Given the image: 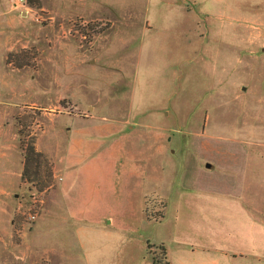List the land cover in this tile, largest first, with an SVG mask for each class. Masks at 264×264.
<instances>
[{
  "label": "rangeland",
  "instance_id": "1",
  "mask_svg": "<svg viewBox=\"0 0 264 264\" xmlns=\"http://www.w3.org/2000/svg\"><path fill=\"white\" fill-rule=\"evenodd\" d=\"M37 1L0 0V264H264V0ZM90 119L112 179L64 191Z\"/></svg>",
  "mask_w": 264,
  "mask_h": 264
},
{
  "label": "crops",
  "instance_id": "2",
  "mask_svg": "<svg viewBox=\"0 0 264 264\" xmlns=\"http://www.w3.org/2000/svg\"><path fill=\"white\" fill-rule=\"evenodd\" d=\"M150 12L152 13V9L156 8V10L163 12L162 6L166 4H169V2L165 0H159L158 3L152 2L153 0H149ZM158 7V8H157ZM157 13L156 15H158ZM155 15V13H152ZM153 25V24H152ZM151 25V26H152ZM150 26V27H151ZM104 121V120H103ZM102 120H94L90 119L89 124L81 123L80 129H77V124L73 127L69 126V130L71 131V135L69 137L68 145H67V153L65 155V158L63 159L64 164V178H62V182L66 183L67 185L63 184L61 185V189L66 191L69 190L68 186L74 185L75 183H80L85 188L91 189L92 187L98 185L99 182H107L108 180L112 179L111 171V164L105 160L106 156L113 152L114 158L117 156L118 149L115 150H102V147L95 148V146L85 137L81 134L87 133V136L91 139L98 138L99 136H102L103 134H106L108 132L112 133L113 135H118L119 132V123L108 121V123H104ZM80 126V124L78 125ZM84 126V128H82ZM74 134V135H73ZM94 149L97 151H101V153H94ZM67 164V166H66ZM211 164V163H210ZM207 167V166H206ZM211 166H208L210 168ZM113 168V167H112ZM117 169V167H115ZM114 169V170H115ZM94 182H97L93 184ZM69 183V184H68ZM102 193H98L99 200L102 199ZM94 205H98L94 202ZM108 223L109 220L107 221ZM195 244L187 245V247L194 246ZM173 254V252H172ZM173 262V256L170 255V264Z\"/></svg>",
  "mask_w": 264,
  "mask_h": 264
},
{
  "label": "trees",
  "instance_id": "3",
  "mask_svg": "<svg viewBox=\"0 0 264 264\" xmlns=\"http://www.w3.org/2000/svg\"><path fill=\"white\" fill-rule=\"evenodd\" d=\"M29 1H32V2L35 1L36 3L38 2L37 0H29ZM31 153H33V154H30V153L27 154V159H29V160L32 159L33 155L36 154L37 152L33 148ZM161 262H162V260L159 258L158 264H168L167 262H163V263H161Z\"/></svg>",
  "mask_w": 264,
  "mask_h": 264
},
{
  "label": "built area",
  "instance_id": "4",
  "mask_svg": "<svg viewBox=\"0 0 264 264\" xmlns=\"http://www.w3.org/2000/svg\"><path fill=\"white\" fill-rule=\"evenodd\" d=\"M12 2L13 5H15L16 7H20L23 6L27 0H10Z\"/></svg>",
  "mask_w": 264,
  "mask_h": 264
},
{
  "label": "water",
  "instance_id": "5",
  "mask_svg": "<svg viewBox=\"0 0 264 264\" xmlns=\"http://www.w3.org/2000/svg\"><path fill=\"white\" fill-rule=\"evenodd\" d=\"M207 166H211V164H210V163H208V164H207Z\"/></svg>",
  "mask_w": 264,
  "mask_h": 264
}]
</instances>
